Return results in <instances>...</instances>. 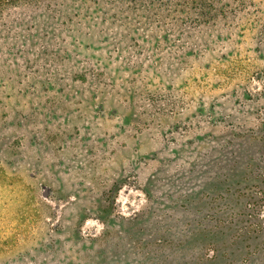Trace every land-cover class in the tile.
<instances>
[{
	"label": "rangeland",
	"instance_id": "374dc122",
	"mask_svg": "<svg viewBox=\"0 0 264 264\" xmlns=\"http://www.w3.org/2000/svg\"><path fill=\"white\" fill-rule=\"evenodd\" d=\"M28 5L1 38L0 264L213 257L218 208L253 198L264 228L258 27L178 63L117 32L102 43L110 20L81 0ZM234 251L264 264V229Z\"/></svg>",
	"mask_w": 264,
	"mask_h": 264
},
{
	"label": "trees",
	"instance_id": "16d2710c",
	"mask_svg": "<svg viewBox=\"0 0 264 264\" xmlns=\"http://www.w3.org/2000/svg\"><path fill=\"white\" fill-rule=\"evenodd\" d=\"M36 1L0 0V39L4 34L3 29H8L7 23L11 24L10 31L14 24L20 23L9 20L10 15L19 10L17 8L28 4L32 6ZM81 2L87 4V7L91 8L90 11H93V13L89 11V17L94 22L101 20L105 23L110 20L106 27L99 28L102 32V43L108 39L112 40L113 36H110L117 32L120 33L123 43L130 39L133 46H140L141 40L146 47L150 45L156 50L172 52L178 63L179 60L195 54L197 50L200 52L204 47H209L212 42L230 41L236 31L240 34L258 27L260 30L258 33H264V0H81ZM21 26L25 27L24 24ZM87 27L93 29L94 26L87 24ZM4 41L0 40V53L3 51ZM17 45L9 44L7 47L10 49ZM128 47L131 46L127 44ZM261 183L264 187V177L260 180ZM262 190L264 192V189ZM245 198L249 201L247 196ZM253 199L251 206L248 205L249 202H243L239 210L232 208L228 214H224L221 208H218L214 222L215 230L201 246V249L212 246L214 256L208 258L201 254L199 258L188 260L184 264H244L246 260L240 257V253L235 254L234 249L244 247L245 244L246 247L249 246L264 229L261 223L263 219L260 218V221L257 209H253L257 208L260 199ZM228 216L231 219L230 224L226 223ZM219 223L222 224L220 227ZM226 224L229 226H225Z\"/></svg>",
	"mask_w": 264,
	"mask_h": 264
}]
</instances>
